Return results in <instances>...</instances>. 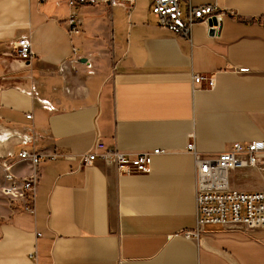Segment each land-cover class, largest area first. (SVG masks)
I'll use <instances>...</instances> for the list:
<instances>
[{
    "label": "crops",
    "instance_id": "1",
    "mask_svg": "<svg viewBox=\"0 0 264 264\" xmlns=\"http://www.w3.org/2000/svg\"><path fill=\"white\" fill-rule=\"evenodd\" d=\"M194 1L222 15L216 33L198 22L190 41L156 26L138 0L131 13L80 7L76 38L62 0H0V168L22 162L14 154L23 147L77 156L41 165L36 217L12 215L0 201V217L11 218L0 226V264H34L35 247L38 264H264V228L230 222L183 235L197 227L198 156L264 139V0ZM93 15L104 21L95 32L104 42L90 49ZM25 35L29 62L13 54ZM195 74L212 75L215 86ZM99 141L166 153L153 156L148 173L122 174L101 160L83 166L78 155ZM24 161L18 175L29 171ZM255 168L237 170L261 180ZM237 176L231 171L235 186Z\"/></svg>",
    "mask_w": 264,
    "mask_h": 264
},
{
    "label": "bare ground",
    "instance_id": "2",
    "mask_svg": "<svg viewBox=\"0 0 264 264\" xmlns=\"http://www.w3.org/2000/svg\"><path fill=\"white\" fill-rule=\"evenodd\" d=\"M47 1V0H42ZM70 9V14L67 19L68 32L71 35L81 34L84 31L82 19L79 16L78 9L84 6H95L102 3L100 0H62ZM155 2L156 0H149V10L154 23L159 28L169 31L174 34L177 38H182L185 40L192 41L193 30L198 22L190 19L187 15L189 11L192 10L193 7L198 6L202 7L203 2L196 3L194 0H177L178 7L176 10L170 14V19L165 18V16L161 12L155 11ZM111 8L116 6H124L130 13L135 8V0H113V2L108 4ZM217 7V6H216ZM218 8V7H217ZM219 9V8H218ZM172 14H176V19L172 17ZM222 15V12H219L218 15H212L211 21L214 19L215 21L209 27V31L212 33H216L218 30V17ZM28 41L32 44V40L28 37ZM33 48V47H32ZM80 48L78 46H74L73 52L76 57L79 55ZM86 59V61H82ZM111 60H114V57ZM82 63H89L90 57H82L80 59ZM241 72H248V68H242ZM198 79L200 84L206 83L210 87L215 86V80L213 76L210 74H195L194 80ZM197 83V82H196ZM193 142V141H191ZM189 142V143H191ZM262 145L264 152V139L253 140L247 144L240 143L239 145L229 148L227 150L228 157L225 162L219 159L217 155H212L208 159L200 160L199 163L207 168V175L215 180L222 182L223 186L227 190H233L237 192L239 195L245 194L247 191L239 190L236 188L235 181L230 180V173L232 171V163L235 159L241 157L253 145ZM159 150H164L161 148H155L152 150H142V151H123L118 147H112L113 153L111 155L105 153L104 151L95 152L94 149H91L89 152L78 155V158L81 163L88 161H96L101 160L104 161L108 165H112L118 169V171L122 174H132L134 172H142L148 173L146 171L140 170L136 162L141 163L142 160L155 156V152ZM166 151V150H164ZM52 156L55 157H63L66 156V160H73L77 158L75 155H70L66 152L59 151L54 155H49L46 152H36L29 147H23L17 150L14 154L15 158H19V163H13L6 160V163L1 164L0 168V201L4 202L7 206H9L12 215L17 213H22L26 215H30L32 217H36V202L38 200L39 195V185L42 177V172L40 167L42 164L49 162L52 159ZM26 162L29 163V171L26 174L18 175L15 172V168L18 166H23ZM151 169V167H150ZM243 176L249 178V174H246L243 171ZM233 177V176H232ZM16 180L17 182L9 187L12 180ZM237 180L236 178H234ZM4 180V181H3ZM3 181V182H2ZM218 191H222V189H218ZM264 195V186L262 190H257ZM215 198L222 202V196L220 193L215 194ZM207 197L205 195H198L197 198V219L201 216L199 211V206L201 204H206ZM11 218L0 217V226L9 223ZM235 224L244 225L242 220H237ZM17 225V224H16ZM245 226V225H244ZM16 228H19L17 225ZM249 228H264L263 221H257ZM187 231V230H186ZM183 235L186 237L185 233ZM37 238L42 236V232L36 230ZM28 259L32 261L34 264H38V252L35 247L33 251L28 254Z\"/></svg>",
    "mask_w": 264,
    "mask_h": 264
},
{
    "label": "built area",
    "instance_id": "3",
    "mask_svg": "<svg viewBox=\"0 0 264 264\" xmlns=\"http://www.w3.org/2000/svg\"><path fill=\"white\" fill-rule=\"evenodd\" d=\"M102 3L109 4L113 0H100ZM178 7L177 0H156L155 11L161 12L165 18L170 19V14ZM221 12L216 6L210 3H204L202 7L195 6L189 11L187 15L190 19L196 22H204L210 24L212 15H218ZM173 18H177L176 14H172ZM13 49H17V53L23 59L22 61L29 62L34 57L32 45L28 41V36H22L13 45ZM197 83L198 79L195 80ZM31 117V115H28ZM240 143L235 142L230 148H233ZM247 144V143H244ZM194 142L188 144L189 151H194ZM95 152L104 151L111 155L113 153L112 147L108 148L106 143L99 141L95 148ZM164 150H157L156 155L165 154ZM228 152L224 151L217 156L225 162L228 157ZM209 156L201 158L198 156L199 177H200V194L207 197V203L199 206L201 216L197 219V227L186 231L185 235L188 238L197 239L200 235V227L204 225H218L227 223H236L237 220H242L245 226H252L257 221L264 222V195L259 191L246 192L243 195H239L233 190H227L224 188L222 182L215 180L207 175V168L202 166L199 161L208 159ZM153 157L142 160L141 163L136 162L140 170L150 172ZM95 161L83 162V166L88 167L94 164ZM232 171L240 168L256 167L264 169V152L262 145H253L249 151L243 154L241 157L234 160L232 163ZM17 181L14 179L11 181L9 187L14 185ZM222 189V191H218ZM220 193L222 196V202L215 198V194Z\"/></svg>",
    "mask_w": 264,
    "mask_h": 264
},
{
    "label": "rangeland",
    "instance_id": "4",
    "mask_svg": "<svg viewBox=\"0 0 264 264\" xmlns=\"http://www.w3.org/2000/svg\"><path fill=\"white\" fill-rule=\"evenodd\" d=\"M138 3L140 5V8L143 10V12L148 14L149 8H148V0H138ZM104 21L100 19L98 16L93 15L90 17V19L87 21V28L89 29V35L91 37V41L87 44H90L93 41V44L89 47L90 49H94L97 47L98 44H100L103 41V38H97L95 35V32L100 28V24L103 23ZM84 32L81 34L75 35V38L78 36L83 37ZM95 40H99L100 42H96ZM78 43V41H77ZM80 43V42H79ZM125 44H121V46L118 47V51L115 53V56L119 55L122 53V47H124ZM80 49H82L80 46H78ZM13 54L15 57L19 60H23L19 54L17 53V49H13ZM110 57H108V60H110ZM250 168V167H248ZM243 169V168H240ZM259 172H256L255 174L261 177V180H258L257 177H244L243 176V170H233L238 172V176L236 177V188L239 190H244L247 192H252V191H257V190H262L264 186V170L263 168H255ZM249 173V172H248Z\"/></svg>",
    "mask_w": 264,
    "mask_h": 264
},
{
    "label": "water",
    "instance_id": "5",
    "mask_svg": "<svg viewBox=\"0 0 264 264\" xmlns=\"http://www.w3.org/2000/svg\"><path fill=\"white\" fill-rule=\"evenodd\" d=\"M215 21L214 19L212 21H210V25L212 24V22ZM82 61H86V59H83Z\"/></svg>",
    "mask_w": 264,
    "mask_h": 264
}]
</instances>
